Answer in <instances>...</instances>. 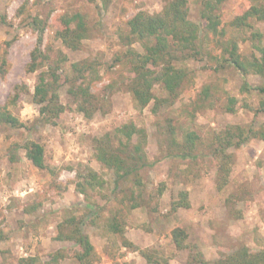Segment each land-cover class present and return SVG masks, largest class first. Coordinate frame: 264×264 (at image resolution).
<instances>
[{
    "label": "rangeland",
    "instance_id": "1",
    "mask_svg": "<svg viewBox=\"0 0 264 264\" xmlns=\"http://www.w3.org/2000/svg\"><path fill=\"white\" fill-rule=\"evenodd\" d=\"M188 1L189 18L206 26L200 16L201 0ZM165 2L0 0V109L6 106L25 124L17 128L0 123V228L5 233L0 241V260L4 264H21V258L29 256L40 259L36 264H53L52 255L58 251L64 258L57 264H81L75 258V243L55 239L58 224L69 211L84 218L83 229L100 257L95 264H149L126 240L141 248L159 250L170 264H187L191 251L177 249L172 239L176 227L184 228L187 242L209 260L241 246L264 249V139L255 138L230 149L234 154L232 172L229 183L221 189L216 180L217 165L208 148L214 133L229 125H252L264 134V93L245 89V79L234 66H219V56L229 40L238 43L244 57L260 55L253 47V32L262 34L264 44V21L253 19L251 27H237L232 21L243 8L264 0H226L218 11L224 33L202 31L197 48L200 54L175 62L188 70L180 94L172 100L163 85L156 83L153 92L162 100L159 108L155 109L152 101L138 109L127 85L133 75L132 61L126 55L129 46L121 36L129 31L130 18L141 12H160ZM75 13L84 16L88 35L73 50L57 31L61 16ZM36 16L46 22L42 44L38 41L39 29L33 24ZM37 47L50 59L46 66L29 72L28 64ZM133 47L145 52L140 42ZM86 60L93 62L99 77L77 82L72 64ZM50 67L61 77V103L70 108L54 123H45L41 104L33 100V93L39 74L50 71ZM246 80L253 87L264 86V76L259 74L251 72ZM88 82L95 99L91 117L78 109L72 93L76 85ZM206 87L210 94L203 100L201 91ZM16 94L19 97L14 100ZM230 96L238 99L239 108L234 113L224 109ZM126 124L139 131L134 142L141 140L142 132L147 134L144 152L152 163L139 172L142 185L135 195L141 192L138 201L143 204L137 208L130 207L134 182L117 185L113 170L99 162L95 153L97 138L114 135ZM187 132L200 137L196 159L177 156L176 142L182 145ZM27 141L44 146L47 168H38L28 159L23 147ZM90 172L97 173L104 183L95 189L88 187L85 194L77 182L90 177ZM161 184L165 187L159 195ZM181 190L188 191L191 207L173 212L171 202ZM113 216L121 221L124 234L108 229Z\"/></svg>",
    "mask_w": 264,
    "mask_h": 264
},
{
    "label": "trees",
    "instance_id": "2",
    "mask_svg": "<svg viewBox=\"0 0 264 264\" xmlns=\"http://www.w3.org/2000/svg\"><path fill=\"white\" fill-rule=\"evenodd\" d=\"M108 0H103L107 4ZM226 0H201L200 16L207 22L206 26L189 18L190 3L188 0H166L163 9L155 14L141 12L128 20L129 31L121 38L127 43V57L132 61L133 75L128 78V89L132 94L134 105L138 109H144L149 103L154 101L155 109L159 108L162 101L156 98L153 89L156 83H161L170 99L174 100L181 92L182 86L188 76L186 68L177 66L176 61L186 60L200 54L198 46L201 45V33L207 32L217 35L223 34L220 29L221 17L219 9ZM264 21V2L255 3L249 8H243L232 24L237 27L252 26L251 20ZM33 24L39 29V44H42L43 34L46 29V22L39 16L33 18ZM58 37L70 49L79 48L82 40L88 35V26L81 13L64 14L61 16V27L57 31ZM262 34L253 32V47L260 55L252 53L251 57H244L239 51L236 41L229 40L228 46H224L223 54L219 56L220 67H225L228 63L236 68L243 76L245 89H258L264 93V86L253 87L246 80L249 73L264 76V44L261 42ZM258 41V42H257ZM260 41V42H259ZM135 42H140L145 52H140L133 47ZM228 53V56L225 54ZM50 56L44 53L40 47L35 48L32 60L28 64V71L35 72L46 66V60ZM4 64L6 60H3ZM75 72V80L78 82L92 80L99 77L93 62L89 60L72 64ZM57 68V67H56ZM0 71L3 66L0 65ZM60 75L50 67V71H41L35 85L33 100L40 106L41 118L45 123H54L56 118L70 106L61 103L58 92ZM78 103V109L87 117H91L95 111L94 95L90 92V83L76 85L72 89ZM210 94L209 87L201 91L202 99L205 100ZM16 94L14 100L18 98ZM169 99V100H170ZM225 105V111L234 113L238 110V99L230 96ZM244 106V104H243ZM91 107V108H90ZM93 107V108H92ZM261 111H264V100H262ZM0 123H6L13 127H23L25 124L15 116L6 106L0 109ZM138 130L133 125H124L118 128L114 135L107 133L95 140V153L99 162L113 170L117 185L121 181L134 182L131 189V208L140 207L143 203L138 201L142 197L141 192L135 195V191L142 185L138 178L139 172L144 167L152 165L147 161L144 146L147 142V134L142 132L141 140L134 142V137ZM255 138L264 139V134L260 133L254 126H242L240 124L229 125L225 130L215 132L212 140L208 144L209 155L212 156L217 165V185L221 189L229 183L232 172L234 154L231 148L240 147ZM116 139L117 143H114ZM199 135L194 132L185 134V141L179 146L177 156L183 159H196L195 152ZM26 155L38 168H47L45 162V148L36 141H27L24 146ZM81 174H78L80 177ZM90 177L84 181L80 179L77 187L82 193H87V188L95 189L103 186V179L95 172H90ZM165 184H161L159 195L164 192ZM191 207L189 193L181 190L177 199L171 202V211L180 208ZM84 218L78 216L73 211H69L67 216L58 224L55 239L61 242H73L77 245L75 258L81 264H95L100 262V257L88 233L83 229ZM108 229L112 233H123L124 228L117 216H113L108 223ZM188 233L184 228L176 227L172 230V239L177 249H190L191 254L187 264H264V249L251 250L248 246H241L239 249L224 257L209 260L204 256L203 251L197 246L189 244ZM5 239V233L0 228V241ZM131 245L138 253L146 259L149 264H170L169 259L159 250L141 248L133 242L125 241ZM60 258H64L61 251L52 255L53 264H57ZM40 259L36 256L21 258V264H36ZM0 264H4L0 260Z\"/></svg>",
    "mask_w": 264,
    "mask_h": 264
}]
</instances>
